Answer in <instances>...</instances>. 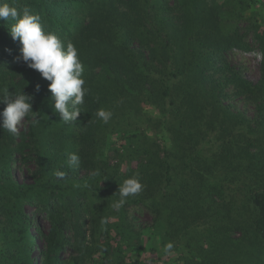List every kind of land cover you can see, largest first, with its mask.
<instances>
[{"label":"trees","instance_id":"16d2710c","mask_svg":"<svg viewBox=\"0 0 264 264\" xmlns=\"http://www.w3.org/2000/svg\"><path fill=\"white\" fill-rule=\"evenodd\" d=\"M2 2L75 45L88 92L60 119L0 20V92L32 95L39 120L0 129V264H264V0ZM234 50L259 56L256 80ZM135 174L142 191L115 210Z\"/></svg>","mask_w":264,"mask_h":264},{"label":"clouds","instance_id":"9594fccd","mask_svg":"<svg viewBox=\"0 0 264 264\" xmlns=\"http://www.w3.org/2000/svg\"><path fill=\"white\" fill-rule=\"evenodd\" d=\"M0 20L12 21L10 27L11 37L19 41L20 57L31 69L38 71L41 77L49 81L48 89L53 108L64 122H74L81 114L79 105L84 104V98L88 92L83 78V64L79 58L75 45L65 43L52 31L45 30L39 14H35L30 8L22 10L0 0ZM10 51V50H9ZM39 85L36 86L39 91ZM33 96L24 93L13 94L9 89L0 92V104L5 107L0 110V129L9 134H16L26 117L31 116L35 123H39L36 112L32 109ZM96 116L108 123L112 113L105 109H98ZM80 158L76 154H69V165L79 167ZM66 173L58 171L56 176L63 179ZM143 189L139 175L135 174L126 178L119 185V199L114 201L112 207L119 210L127 198L138 195ZM173 244L168 242L164 246L165 254H169Z\"/></svg>","mask_w":264,"mask_h":264},{"label":"rangeland","instance_id":"374dc122","mask_svg":"<svg viewBox=\"0 0 264 264\" xmlns=\"http://www.w3.org/2000/svg\"><path fill=\"white\" fill-rule=\"evenodd\" d=\"M242 26H243V21L240 24V27H242ZM246 40L251 46L256 47V44L253 41L251 35L248 34ZM230 61H231V63H233L234 65L239 67L242 70V73L248 79L256 80L258 78V75H259V70H258L259 56L255 52L241 53V52L234 50L233 54L230 58ZM237 108H239L242 111H245L246 114L250 115V113H251V111H250L251 108L246 107L241 102L237 104ZM20 127H21V125L19 126V128ZM13 171H14V175L19 180L24 181L25 179H27L26 172L23 169L14 167ZM131 214H132V216H134L136 224L144 225V224H147L150 222V215L147 212L143 211L142 209H132ZM38 224L41 227L42 231L47 230L48 224L44 219L39 220ZM42 244H43L42 240L38 239L37 245L39 248L42 247ZM37 251H38V249L34 253L35 256H37ZM64 255H67V253H65Z\"/></svg>","mask_w":264,"mask_h":264}]
</instances>
